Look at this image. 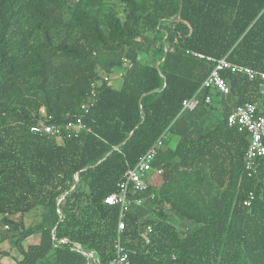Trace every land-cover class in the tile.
<instances>
[{
    "label": "trees",
    "instance_id": "1",
    "mask_svg": "<svg viewBox=\"0 0 264 264\" xmlns=\"http://www.w3.org/2000/svg\"><path fill=\"white\" fill-rule=\"evenodd\" d=\"M224 58L264 71V0H0V244L18 264H90L76 246L112 264L118 237L131 264H264V157L249 177L248 136L227 121L245 103L264 110V83L225 70L228 95L200 90ZM116 70L120 88L103 79ZM77 117V137L31 131ZM158 140L119 233L105 199Z\"/></svg>",
    "mask_w": 264,
    "mask_h": 264
},
{
    "label": "built area",
    "instance_id": "2",
    "mask_svg": "<svg viewBox=\"0 0 264 264\" xmlns=\"http://www.w3.org/2000/svg\"><path fill=\"white\" fill-rule=\"evenodd\" d=\"M199 58H205L203 55H197ZM208 61H214L213 58H206ZM131 67L128 60H124V68ZM225 70H231L232 72H241L248 76L251 81H262L264 83V71L252 69L249 67H240L231 64L227 61V58L218 60L215 68L210 73L208 78L204 81L200 90L216 89L224 95L229 94V87L226 80L222 76V72ZM122 78L123 72L117 73ZM104 81H111L110 76H105ZM101 85V80L93 83L92 96H96V87ZM261 96L264 100V89ZM206 102H211V97H206ZM199 104L198 96L185 100L183 102V110H194ZM86 109L85 106L82 107ZM228 126L235 128L240 133H246L249 139V147L244 159L245 170L249 177H253L258 174L259 160L264 157V110L260 108L258 104L245 103L236 107L231 111L227 118ZM85 129L83 119L81 117L75 118V120L64 124H54L43 122L37 126L32 127L31 131L39 135H49L57 138L66 136L67 138L77 137L78 134ZM2 132L0 131V137ZM164 148L162 140H158L146 154L141 158L138 164L130 168L124 175L123 181L118 185V190L105 199V203L108 205H119L121 207V214L118 223V231L121 233L125 229V216L130 210L132 201L130 195L132 193H143L148 189V183L146 181V175L150 171L152 163L158 154L159 149ZM252 198V195H251ZM136 205H142L143 200H136ZM246 206L250 203L247 201ZM152 231L149 226L146 230V243H150L148 234ZM60 244H67L68 240L63 239ZM77 251L84 254L89 260L90 264H102L94 252H83L80 246L75 247ZM1 260V258H0ZM112 264H131L130 263V251L123 245L120 237L115 242V258Z\"/></svg>",
    "mask_w": 264,
    "mask_h": 264
},
{
    "label": "rangeland",
    "instance_id": "3",
    "mask_svg": "<svg viewBox=\"0 0 264 264\" xmlns=\"http://www.w3.org/2000/svg\"><path fill=\"white\" fill-rule=\"evenodd\" d=\"M119 72V70H116L114 72V74H112L111 77V83L112 86L114 88H119L122 85L123 79L121 77H119V75H117V73ZM177 142V140L174 141V143H171V146L175 145ZM160 211H162L163 213H165V215H167L170 218V221L179 229L182 230L183 226L182 223L180 221L177 220L176 217H174L172 215V213L166 209V208H159ZM18 218V217H17ZM39 221H41V217L39 215L36 214H31L30 216L25 218V222L27 225L31 226L34 225L36 223H39ZM0 229L1 232H3L4 230H7L6 226H2V224H0ZM37 241V237H32L29 240L25 241V245L28 243H33ZM6 251L9 254L7 255H2V253H0V264H18V260H20L22 258L21 253L19 251L18 246H15L14 243L11 240L5 241L3 243L0 244V251ZM51 258L49 259H53L55 261V257L52 255H50ZM46 264H51V262L49 261Z\"/></svg>",
    "mask_w": 264,
    "mask_h": 264
},
{
    "label": "water",
    "instance_id": "4",
    "mask_svg": "<svg viewBox=\"0 0 264 264\" xmlns=\"http://www.w3.org/2000/svg\"><path fill=\"white\" fill-rule=\"evenodd\" d=\"M158 65H159V63H158ZM115 149H118V147H116ZM78 178H79V177H77V181H78ZM59 201H60V200H59Z\"/></svg>",
    "mask_w": 264,
    "mask_h": 264
},
{
    "label": "crops",
    "instance_id": "5",
    "mask_svg": "<svg viewBox=\"0 0 264 264\" xmlns=\"http://www.w3.org/2000/svg\"><path fill=\"white\" fill-rule=\"evenodd\" d=\"M120 87H121V86H120ZM120 87H119V88H120ZM172 144H173V143H172Z\"/></svg>",
    "mask_w": 264,
    "mask_h": 264
}]
</instances>
